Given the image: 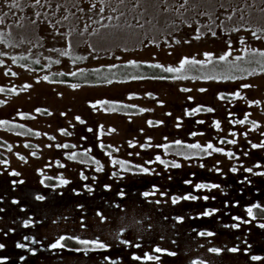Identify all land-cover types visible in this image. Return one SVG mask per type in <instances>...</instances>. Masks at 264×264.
I'll return each instance as SVG.
<instances>
[{"label":"rangeland","instance_id":"obj_1","mask_svg":"<svg viewBox=\"0 0 264 264\" xmlns=\"http://www.w3.org/2000/svg\"><path fill=\"white\" fill-rule=\"evenodd\" d=\"M173 2V0H170V3ZM176 3H179V0H175ZM234 2H237V0H234ZM3 3V0H0V5ZM57 4L62 5L61 0H52V6L56 7ZM151 4V5H149ZM64 6H67L65 2H63ZM143 5L145 7L143 10L136 9V12L128 13V15L121 17V23L127 20L128 23H131L133 25H136V21L133 19V16H136L139 12H144V18L142 22H144V28H139L138 25L132 29H126L124 32H121L119 34L116 33V30L108 28V29H102L101 30V36H89L87 32L83 34V36L80 35L81 31L83 30L85 26V22L91 24V28H97L99 25L93 24L91 20H89V17L91 16L92 19H97L96 15H89L75 12V15L70 16V19L68 22H65V27L60 28V31H66L68 27H72L75 29L73 32V35L69 37V39L72 41V49H71V56H83L87 57L84 60H80L78 62H73L72 58L70 56H59L54 51H49V49L52 48H60L64 49L66 47V41L65 39L60 35H53V30L50 28V26L47 23L40 24L36 27H29L26 32H22L19 29L13 30V36L16 39L22 38L23 35H28L32 40L33 43L31 45L25 43L24 45L16 48V49H3L4 51L8 52L9 56L11 55H25L28 56L29 59L27 61H18L17 63L13 64L10 59H5V65L6 67H0V87H3L5 89L4 92H0V120H7L10 122V124L13 125H23V128H9V126H3L0 125V139L3 140L8 146L5 148H0V154H2L6 160H3L0 158V160L5 161L4 164H0V176L4 178V181L10 182V187L14 185H19V181H23V184L26 186V189H29L31 191L36 192V195H51L53 190L46 189L45 186V180L51 177H66L67 180L71 183L75 184L76 178L73 172L77 170L79 166H72V168L66 170V171H60L57 170L55 166V159L59 160L62 159V154L56 153L54 151L55 146L51 147L50 143L47 142L43 136L49 135V137L55 136L54 140H56L58 143L64 141L63 134L60 132V130L65 131L66 133H70L73 135L72 139L70 141H73V143L78 144L79 146H82L81 141L79 138L80 134H86L87 136L93 138L96 134L100 135L102 134H108L107 131H115L114 135V141L111 142L108 141V138H104L101 142L95 141L93 143H90L96 151H99L103 148V150H107L108 152H119L121 150L122 154H126L129 148L133 147L134 144H137V149L141 148V146L144 144L146 139H148V142L151 140L154 144V142H163L165 141L166 145H172L167 151V155L173 154L178 158H183L182 155H177V152L183 151L187 153L189 150L187 149H178L175 147V141L180 140L183 142H190L191 143H200L202 146H206L207 143H213V141H216L217 138L212 139L209 134L212 136V134H217L218 137L224 136L228 137L229 139H236L237 142H243L242 140L245 139L247 142L251 141L252 143H259L262 140H264V137L260 135V133H264V127L263 129L259 128L256 131H250L251 125L249 124H237L233 132L236 133V136L233 137L230 130L227 131H221V130H209L208 136L204 138V136H197L195 140L189 139V132L184 133L182 135H179V129H177L176 125H173L172 123L167 127H161L157 128L154 125H152V122L154 120H163V116L161 115H143L140 117H137V115L132 114H126V116H118V115H105L102 113H99L96 115L91 113V115L94 119H102L101 122L97 123L96 126H98L100 129L96 128L94 132H88V129H84V127H80L81 125L77 124L79 120L76 118H85L88 117V112L85 110L81 111V106L85 107L86 102L87 104L90 101H96L100 98H114V99H125L127 102L131 101V99L128 96V91L133 90L136 91L138 89L132 87H122L118 86L116 82H122L125 83L124 80H118L120 75H141V69L139 67H131V62L135 61L137 64H140V62H158V63H165V64H171L179 66L181 60L185 57L187 58H195L193 56H187L182 53V49L179 45L175 44L170 45V39L175 38L178 39L181 36H183L185 33L192 32L193 29L196 26L203 25L205 23H208V20L206 17L203 16H196L193 13H188L184 17H179L176 15V13H163L162 7L156 8L153 6V2H150V0H146ZM1 7V6H0ZM27 7V6H25ZM54 7V9H55ZM29 8V7H28ZM66 7H61L58 11H64ZM145 8H147V11H144ZM34 10V9H33ZM40 11L47 10L49 13L50 8L47 9H37ZM70 10V9H69ZM68 10V11H69ZM8 11V10H4ZM56 12V19H60L63 17L66 13L60 14L61 12ZM28 12V11H27ZM220 12H224V10L217 11V16L219 17L218 21H224L226 27L231 28L235 24H239L240 21L234 17L232 21H225L224 16L227 14L222 15ZM34 11L28 12V15H22L19 13L20 16H22L25 20V24L28 23L27 18L31 17L33 15ZM226 13V12H225ZM52 13H49L50 18ZM105 15H112L111 13H105ZM237 16H239V13H237ZM256 11L255 9L252 10V19L250 21L252 26L258 27L259 25L256 24L255 20ZM79 17V18H78ZM155 17V19L153 18ZM198 17L199 19L195 18ZM151 20L152 23L149 24L146 21ZM187 21V23H185ZM196 21H199V24L196 23ZM108 23L107 21H105ZM245 22H249L248 14H245ZM111 23H117V21L113 20ZM191 25L190 27L188 25ZM154 25V26H153ZM175 25V27H173ZM91 31V29H89ZM223 32L222 34L225 35L226 33ZM248 31L241 30L240 32H236V36H249V40H255V41H261V39H256L252 36V34ZM84 39H89L90 43L96 48L95 53H90V49L88 45L83 44L82 41ZM240 41V38H239ZM168 42L169 44H166ZM257 48H260L261 50V44H256ZM237 47H240L239 45ZM242 48V47H241ZM250 48L252 46L250 45ZM255 48V49H257ZM209 49V50H207ZM205 48V51H199L198 48H193L187 46L186 51L188 53L195 52V53H203L202 58L205 59L204 54L205 53H211L216 54L217 51H222L225 53L228 50V46L218 45V48ZM253 49V48H252ZM240 54H242L240 51H238ZM183 54V55H182ZM39 59L40 64L33 63L34 60ZM59 59L60 63L56 64L53 63V61ZM197 59V58H196ZM178 62H175V61ZM180 60V61H179ZM23 64L24 66L21 67L20 65ZM112 65H129V68L124 67H118L113 69L112 71L116 74L114 77V82L111 84H107L104 80L100 79L99 77L101 75L103 76H110L111 73L108 72V68ZM175 66V67H176ZM10 67L13 72L16 73L15 76L12 75H5V72L7 71V68ZM41 67L40 69H38ZM131 67V68H130ZM212 68L211 65L208 66L206 69H202L200 72H197L194 69H189V76H197L201 75L203 72H208ZM100 69V73H96L94 70ZM83 70V73L86 75L82 76H72L70 75L71 72L74 71H80ZM220 67H217L216 71H220ZM93 71L95 72L94 75L88 76V72ZM143 73H148L149 71H156L154 69H151L149 67H144L142 69ZM57 73H65L68 76L73 77V80L77 81L80 78V81H86L87 83H91L93 85H97L100 83V86L97 87H84L87 85H79L77 88H72L71 85H60V84H53L52 82L43 80L44 76H55ZM156 75H160V71L155 72ZM131 76V77H132ZM152 76V75H149ZM129 77L127 80L131 79ZM72 79V78H71ZM173 80L171 74H169V78L167 80ZM68 80V79H67ZM126 80V79H125ZM200 80H205L201 78ZM39 81V82H37ZM207 81V80H205ZM96 83V84H95ZM250 83H253L255 85H264V81L261 79L256 78L255 80L250 81ZM105 84V86L103 85ZM25 85H31V87L26 88ZM11 89H15V91H11ZM129 89V90H128ZM147 90V89H144ZM170 92L169 90H167ZM177 92V90H176ZM253 92H249L250 96L245 98L244 102L240 103L242 106L247 107V112H241V114L238 115L239 119H245L247 116L248 119L254 120L259 122L264 126V102L262 96H261V107L258 106L255 109H251L249 107V102L252 101ZM257 98V97H256ZM117 99V100H118ZM89 100V102H88ZM39 110V111H37ZM249 112V113H248ZM26 114V118L21 119L20 114ZM38 113H42L43 115H52V117H47L46 119L38 117ZM126 113V112H125ZM177 117V115H172L170 117V121L172 122L174 118ZM96 119V120H97ZM92 120V119H90ZM236 120V121H237ZM149 121H151V124H149ZM175 121V120H174ZM48 124L50 127H48ZM91 125L94 126L92 123ZM90 125V126H91ZM228 125L232 126L230 122H228ZM24 126H28L25 128H33L36 130L35 138L34 139V133L31 135L28 134V131L25 130ZM62 126V128H61ZM89 126V127H90ZM154 126V127H153ZM167 127V128H166ZM103 128V129H101ZM106 130V131H104ZM17 132L21 133H27L25 137H20V135H17ZM31 132V131H30ZM29 132V133H30ZM247 132L248 135L245 137L243 133ZM165 133V134H164ZM38 134V135H37ZM164 134L169 135L166 136V139L162 137L161 135ZM93 140V139H92ZM103 142H110L112 145V149L102 147ZM147 142V143H148ZM220 141L215 142V144H219ZM88 145V143H86ZM146 144V142H145ZM189 144V143H184ZM25 145H29V147H25ZM58 145V144H57ZM56 145V146H57ZM215 146V145H214ZM244 146H238L234 152L241 153L243 151ZM9 148H11V151H9ZM250 149V147H249ZM133 149H130L128 152L132 151ZM135 155H138V152L136 149H134ZM241 151V152H240ZM261 151V154H260ZM255 153V156L261 157V162H264V150H260ZM169 153V154H168ZM83 153H76L77 159L80 160V156ZM223 155L222 153H219ZM55 155V156H54ZM105 155V153H104ZM54 156V157H53ZM23 159H22V158ZM104 157V156H103ZM150 155L142 156L138 162V165L142 166L144 165V162L148 161ZM225 157V156H224ZM114 159H118V157H113ZM196 158L192 159H184L185 162L182 163V168L186 170V177L187 180H191L192 184H186L184 181L179 184V178H183L182 174H176L174 175L171 171L160 169L157 170L156 175L153 177L157 178L158 176L160 178L156 179L154 181V178L147 177L145 180H141L138 177H126L122 183L126 186H132L134 185L135 188H133L132 193H129V195H126V200L123 202L121 200L117 201V205L120 204L118 210H114L117 217V221L115 224L112 223V225L104 227L105 225L102 222V217L99 216L97 218L90 217V220L95 223L94 229H89L85 231H78L76 229L74 231V235L76 237H90L93 238L95 236L98 237H106L113 244L112 247L116 246H125V247H131L135 244H141L142 248L144 249H154V254L159 255L164 262L162 261V264H166L168 261L166 260L165 254L163 252L168 249L171 250L170 252H175L176 256L177 254L181 255H205V256H211L209 254V251L207 250V246L209 245L210 241L205 240L203 238L202 243L194 244L197 241H200L199 231L197 228L195 230H192V227H189L186 225L181 226L182 224H177V219L175 218V215L170 216L168 220L162 217V215L165 214V212L161 211V217L158 218V221L154 220L153 212L145 211L144 208L150 207V208H157L160 209L162 206H185V211L180 218H184L183 220L188 223L192 221H199L203 223H208L207 225L211 227V229L218 228L219 232H223V230H227L228 233L232 234L230 235V238L233 241H229L231 244H237L241 246L243 249H248V247L253 246L255 244L253 243H246L243 241V237H240L239 234L241 232H237L233 230V228L225 227V225L229 224L231 221L227 222L225 225L222 223H225L226 221L230 220L232 217H227L228 214H242L247 217L246 211L244 210H237L236 207H233L231 205V209L233 211L231 212H225V208H229V204L226 207V201L228 196L231 194L230 192H233L232 196H236L238 199V195H240V189L245 188L247 189L246 185L248 182L253 183V187H257L261 189V201L256 203H261L264 205V177L261 176H255L251 175L249 173H246L244 171L245 168L249 167L248 164L250 163V159H247L245 163L241 164L242 169H240L239 173H234V175H230L229 182L226 179H221V176L223 171H210L203 169L202 173L198 176H196V172L198 168L196 167L198 164H196L195 160ZM223 158L220 157V159H216L215 164L223 165L224 162H219ZM93 159L90 156H87L86 162H90ZM176 160V159H175ZM179 161V159H177ZM176 160V161H177ZM60 161V160H59ZM219 162V163H218ZM59 164V163H58ZM109 165L107 168L110 172L109 175L112 174L113 169L111 168L113 165L112 163H107ZM254 171L257 170L255 167V164H251ZM152 168V167H151ZM152 168L151 170H153ZM200 169V168H199ZM70 170H72L70 172ZM187 171H192L193 173H189ZM16 172L19 175H11L10 173ZM61 173V174H60ZM168 173V175H165ZM164 174V178L163 175ZM218 175V176H217ZM17 177V178H16ZM171 177V178H169ZM175 177V178H174ZM191 177V178H190ZM197 177V178H196ZM245 177H248V179L245 181V183H240L241 180H245ZM194 180H193V179ZM114 178L111 177L107 178V183L111 182ZM162 179H165L164 181V187L156 188L157 191L152 188H146L145 186H142L144 184H147V181H152L153 184H158L160 186V183ZM44 181L42 184L41 181ZM169 180V181H168ZM15 182V183H14ZM170 184V189H164L165 184ZM200 182H204L207 184H218L221 187L217 189H213L211 191L205 189L201 190L199 192L194 191V185L199 184ZM260 182V183H259ZM121 183V184H122ZM21 184V183H20ZM152 184V183H151ZM179 184V185H178ZM178 185V186H177ZM245 185V186H243ZM115 186L114 183L111 184V187ZM48 187V186H47ZM156 187V186H155ZM24 189V188H23ZM19 191V190H18ZM22 191V190H20ZM168 191V192H167ZM248 192L250 191L247 190ZM252 192H254V189H251ZM69 192V191H68ZM144 192H151L154 193L153 195L149 196L148 198L143 197ZM167 192V193H166ZM188 193H192L193 195L198 194V197L202 196H208L209 199L207 201L203 199L194 201H185L180 200L179 203L173 204L172 198L173 197H182L183 195H186ZM35 195V196H36ZM197 196V195H196ZM111 198L112 195H110ZM211 197H215L213 200ZM132 199V200H131ZM254 200L258 199V197H254ZM114 199H111V202ZM128 200V201H127ZM236 200V199H235ZM127 203H126V202ZM155 201H159V203H156ZM245 201V198H244ZM246 202V201H245ZM124 203V204H122ZM237 204V203H236ZM62 206L63 209H59L56 212L57 217H62L65 221L71 222V220L67 219L68 215V208L67 204L63 203ZM218 207L222 208L217 214L211 216V217H205L202 216V213L205 211V207ZM142 208V210H141ZM124 209V213L121 214L122 210ZM139 210L141 212H139ZM126 212V213H125ZM160 211H155V215L159 216ZM233 212V213H232ZM112 214L113 211H110ZM150 213V214H149ZM150 215L149 220H144L147 215ZM171 215V214H170ZM235 215V214H234ZM245 217V218H246ZM14 217L12 218L13 221L11 224H16ZM248 218V217H247ZM170 220V221H169ZM8 220H4L3 223H0V230L3 231V234L5 236L0 237V244L5 245V249L7 247L9 249H13L17 255L20 254L22 257H33L36 259H39L40 257H50L52 255H56V250H52L48 248V241L46 242L44 248L42 249H35L33 245H31V240L28 242L27 239H25L24 234L21 233L22 229L24 233L27 234L26 231L28 229H24V224L22 221L18 223V229L20 230V235L14 236L11 238H8L9 229L4 228L7 224ZM108 221V220H107ZM103 224V225H102ZM177 226V228L175 227ZM221 225V226H220ZM16 226V225H15ZM16 228V227H14ZM245 228V227H244ZM198 230V231H197ZM256 230V229H255ZM14 231V229H13ZM63 232V229L60 230ZM73 231V228L71 229ZM226 231V232H227ZM261 231H264L261 230ZM194 232V233H193ZM123 233L121 236L120 234ZM196 233V234H195ZM243 234H246L247 236L252 234L253 232L249 230H243ZM36 235V234H35ZM253 235V234H252ZM263 234H261L262 236ZM22 237V238H21ZM263 237V236H262ZM259 237L258 240H261V248H264V237ZM36 239L35 237H33ZM137 239V240H136ZM134 240V241H133ZM230 240V239H228ZM26 241V242H25ZM124 241H127L128 243H125ZM139 241V242H136ZM234 242V243H233ZM17 244H24L28 248H18ZM49 244H52V242H49ZM50 247V245H49ZM159 247L162 249L161 253L155 252V249ZM34 248V251H33ZM39 248V247H38ZM125 249V248H124ZM130 249V248H127ZM143 249V250H144ZM174 249V250H172ZM20 250V251H19ZM19 251V253H17ZM35 252V254H33ZM151 251H147L146 253H149ZM153 254V253H152ZM0 255H2V251H0ZM24 255V256H23ZM59 255H63L62 253ZM140 256H145L141 255ZM230 254H226L224 256H221V260L229 262H236V264L241 263V260L244 261V256L238 257V256H229ZM64 256V255H63ZM97 256V255H95ZM107 255H101L99 258L101 260L108 263L109 261H114L113 258L106 257ZM139 256V257H140ZM213 255V258L217 257ZM219 256V255H218ZM67 257V256H65ZM98 257V256H97ZM96 257V258H97ZM2 258V257H0ZM68 258V257H67ZM144 257H141L140 260H142ZM226 258V259H224ZM187 259V257H186ZM85 260V261H84ZM218 260V259H217ZM82 261L86 264H89L91 260H86V258H83ZM171 260L170 262H172ZM246 261V259H245ZM244 261V262H245ZM248 261V260H247ZM148 263V262H146ZM249 263V262H248ZM144 264V263H142ZM186 264H196V262H192V260L188 259V262ZM264 264V260H263Z\"/></svg>","mask_w":264,"mask_h":264},{"label":"flooded vegetation","instance_id":"obj_2","mask_svg":"<svg viewBox=\"0 0 264 264\" xmlns=\"http://www.w3.org/2000/svg\"><path fill=\"white\" fill-rule=\"evenodd\" d=\"M222 15L227 14L225 12H220ZM197 19H199L198 17H195ZM217 23H220V21H218ZM199 28V26H196L193 31H195V33L189 32L185 33L183 36H181L180 38L176 39L175 38H171L170 39V45H174L175 44L179 45L180 48L182 49V53L185 52L184 55L187 56H193L195 57V59L197 58L198 60H202L200 58H202V54L203 53H195V52H191L188 53L186 51L187 46L189 47H193V48H198L199 51H205V48H218V45H223L224 46H228V42H231L232 45V49H233V55H241L238 51L239 49H241V47H243V45H241L239 43V38H243L246 41V44L248 47H250V45L252 46L253 49L259 47L256 44L259 43V45L261 44V50L264 51V39H261V41H255V40H249V36H236V34L234 33H230V34H225L223 35L220 29H216V36H211L210 34H206V30L201 28L200 31L198 32L197 29ZM248 33V32H247ZM197 35H201L200 39H196L195 37ZM178 41V43H177ZM166 44H169L168 42H166ZM240 47H237V46ZM210 49V50H211ZM260 49V48H257ZM209 50V49H207ZM224 53L222 51H217L216 54H214L213 52V59L215 60L217 57L223 55ZM183 55V54H182ZM231 59V58H230ZM180 61V60H179ZM175 62H178L177 60ZM150 63H158V62H140L139 69H141V75L145 76V77H152L155 76V72L156 71H160L159 69H154L156 71H149L148 73H143L142 69L144 67H148L147 65ZM161 65L164 66H172L175 67L176 65H171V64H165L163 62L159 63ZM178 67V66H176ZM129 68V67H127ZM131 68V67H130ZM138 68V67H137ZM190 69V68H189ZM188 69V73L189 70ZM152 75V76H149ZM165 75H169V74H165ZM130 76L127 75H120L118 80H124L125 83L122 82H116V84L118 86H122V87H134L138 90L136 91H131L129 90L128 96L131 99V101L127 102L125 99H114V98H100L96 101H90L88 100V104L86 102L85 107L81 106V111L85 110L86 112H88V117L85 118H80L81 120H83L85 123L81 124L80 122H78L77 124L81 125L80 127H84V129L86 130L91 128L92 131L94 132L96 130V128L100 129L98 126H96L97 123L101 122L102 119H94L91 115H89L91 113V111L93 112V114L96 113H102V114H107V115H118V116H126V114H132V115H137V117L143 116V115H161L163 116V120L159 121V120H154L152 122V125H154L157 128H161V127H165V126H169L171 123L173 125L177 126V129H179V135H182L184 133L189 132V139L190 140H195V138L197 136H204V138H206L208 136V131L214 130H221V131H227L230 130L231 132H233L232 130L235 129L236 127V123H234V121H236L237 119H239L238 115L241 114V112H247V107L242 106L240 103L244 102L245 98L250 97V96H246L249 95V92H253V96L252 98V103H249V107L251 109H255L258 106L261 107V96L264 100V85H255L253 83H250V81L253 82V80H255L256 78L261 79L262 81H264V72H258L256 75L251 76V77H247L245 79L242 80H235V81H221V80H200V79H171V80H159V79H143V80H132L129 79L127 80ZM126 79V80H125ZM53 84H60V85H65L62 83H58L55 82ZM242 84H250L252 85L251 88L249 89H244L241 87ZM69 85V84H66ZM105 86V84H103ZM100 86V84L97 85H87L84 87H97ZM147 89V90H144ZM183 89H189V91H183ZM200 89H206V91L201 92ZM167 90H169L170 92H168ZM177 90V92H176ZM239 91L241 93V96L244 97V99H234L233 98V94ZM223 95L225 98L223 100L219 99V96ZM257 97V98H256ZM103 101H108L109 104H102L101 102ZM255 101H260V103L257 105L255 104ZM96 104V107L93 108L92 105ZM262 104H264V102H262ZM113 105L119 106V105H128L129 107L127 108H119L117 111H112L111 108ZM200 108L201 110L199 112H195L194 110ZM208 108H212L213 111L212 112H208L207 109ZM141 109L145 110V111H141ZM126 112V113H125ZM188 113H192V115H188ZM249 113V112H248ZM172 115H177V117L174 118V120L171 122L170 121V117H172ZM38 117L40 118H47V117H52V115L50 114H46L43 115L42 113H38ZM92 119V120H90ZM251 120V119H249ZM198 121H204L203 124L198 123ZM254 121V120H252ZM219 123L220 127L216 128L215 125L216 123ZM228 122H230V125H228ZM257 122V121H256ZM94 124L91 125V124ZM259 125H261V129H263V125L260 124L259 122H257ZM91 125V126H90ZM250 125V124H249ZM90 126V127H89ZM153 126V127H154ZM28 127V126H24ZM48 127L49 124H48ZM166 127V128H167ZM62 128V126H61ZM103 129V128H101ZM25 130H31L32 133H34L33 140H36L35 138V134H36V130L33 128H25ZM106 131V130H104ZM60 132L63 134V138L64 141L62 142H57L56 140H54L55 136H50L49 135H44L43 138L50 143V146L53 147L55 146L54 151L56 153H60L62 154V159L56 160L55 159V168L57 170L60 171H66L70 168H72V166H79L77 168V170L75 172H73V174L75 175L76 181L75 184L74 183H69L66 186L63 187H46V189L53 190L52 194L49 196H46V198H49V200L52 201V203H63L64 201H68V200H76L79 199L81 201H78L79 204H82V213H83V221L84 223L88 220H90L89 215H91V213L89 211L94 210V214H105L104 217L107 218V220L109 221V226L111 223L115 224L117 221V217L116 214L117 212L113 211V207L114 209H118L120 206V204L117 205V201L118 200H123L124 198H121L118 193H120L121 191L126 193V195L128 196L129 193H132L133 188H135L134 185L132 186H126L122 183V181L126 178V177H138L141 180H145L147 177H153L157 176L156 172L157 170L159 171L160 169H163L164 166L158 164V163H152L151 165L147 164L146 162H144V165H142V167H149L150 169L154 168V174L151 175H145V174H134L137 169L134 167L132 168V170L130 172H124L121 171L119 169V166L116 167H111L113 169V172H118L119 174L117 176H113L114 178L111 182L107 183V178L109 179L111 177L110 172L108 170V166L107 163H111V161L113 160V157H118L119 160H123V161H127L129 162L130 165L133 166H140L138 165V161L140 159L138 158H142V156H147L150 155L148 161H153L155 160L156 156H160L161 158L168 160V161H173V160H177L179 159V161L175 160L176 162L180 163L182 165L183 162H185L184 159L182 158H178L173 154H169L167 155V153L165 152L166 150L163 147H157L158 145H166L165 141L163 142H154L151 143L152 141L150 140L148 142V139H146V144L144 142V144L141 146V148L137 149V144H134L133 147L129 148L128 151L130 149H133L130 152H126V154H122L121 150H119V152H112L111 155H109L110 152H108L107 150H103L100 149L99 151H96L94 149V147L90 144L93 143L95 141H102L104 138H108L107 140L111 142L114 141V135L116 134L115 131H107L108 134H102L99 133L100 135H95L93 138L87 136L85 133L84 134H80L79 138L81 141V145L79 146L76 143H73V141H70L73 137L72 134L68 133L67 135H65V131L60 130ZM89 132V131H88ZM31 133V134H32ZM192 133H197V135L193 136ZM29 134V133H28ZM29 134V135H31ZM165 134V133H164ZM162 134L161 136L164 137L166 139V136L169 135H164ZM26 135H20V137H25ZM209 136L212 139L217 138L216 141H213L215 147H219L222 148L224 150V152H222L223 155L219 154V153H212L211 156H203V158H196L193 161H196V164H198L196 167L198 168V170L194 173H196V176L200 175L203 171V169L206 170H210V171H216V170H220L222 172L221 179H226L229 182L230 179V175H234V173H232L230 171V169L232 167H237L239 169L238 172H240V169H242V165L243 163H245V161L247 159H250V163L248 164L249 167H252V163L253 164H262L264 165V162H261V157L259 159V157L255 156V153L257 151L260 150H253V149H249L250 145H249V141L247 142L245 139H243V142L238 141L235 145H231V144H215V142L220 141L222 139H226V140H231L228 137H224V136H220L218 137L217 134H212V136L209 134ZM113 137V138H112ZM93 139V140H92ZM93 141V142H92ZM148 142V143H147ZM88 143V145L86 144ZM185 143H189L192 144L191 141L190 142H185ZM255 143V142H253ZM58 144V145H57ZM68 144V145H74L75 147H70V148H63L62 146ZM57 145V146H56ZM113 144H110V142H103L102 143V147L104 146L105 148L108 149H112ZM238 146H244L243 151L241 153H236L234 152L236 150V148ZM134 149L137 150L138 155H135V151ZM231 151L233 153H235L236 157H238V159H230L228 158L224 153ZM88 153V156H90L93 160L90 162H81V160L78 159H74V160H69L68 156L72 155V154H76V153ZM245 152H248L249 154L247 156L244 155ZM105 153V155H104ZM261 154V151H260ZM55 156V155H54ZM53 156V157H54ZM104 156V157H103ZM225 156V157H224ZM220 157H222L223 159L220 160L219 162H224L223 165H219V164H215L216 159H220ZM93 161H99L100 165L103 166V171L102 172H96L95 171V167L96 165L93 163ZM192 161V159H191ZM218 162V163H219ZM59 163V164H58ZM203 164L204 167H200V165ZM246 164V163H245ZM61 165H63V167H61ZM108 167V168H107ZM152 167V168H151ZM200 168V169H199ZM165 169V168H164ZM168 171H171L174 175L176 174H182L183 178H179V179H175V180H179V184L181 185V183H183V181L185 182L187 180L188 177H186V170L184 168H182V166L180 168H168L165 169ZM72 170H70L71 172ZM156 171V172H155ZM256 171H264V168H257ZM83 172L84 175H87L89 177V179L87 181H83L80 178V173ZM112 172V173H113ZM187 172H191L192 171H187ZM61 174V173H60ZM165 175H168V173H166ZM164 178V174L162 175ZM218 176V175H217ZM92 177H96L95 180L92 179ZM17 178V177H16ZM53 179H59L60 178H64V179H68L66 177H62V176H58L56 178L51 177ZM160 178L159 176L156 178H154V181L156 179ZM175 178V177H174ZM191 178V177H190ZM197 178V177H196ZM193 179V178H192ZM194 180V179H193ZM164 181H166L165 179H162L160 186H158V184H153L152 181H147V184H144L142 186H145L147 189L151 188V186H153L152 188H154L155 191H157V187L161 188L164 187L162 185H164ZM169 181V180H168ZM114 183L115 186L111 187V184ZM122 183V184H121ZM152 183V184H151ZM200 183H204V182H200ZM249 183V182H248ZM90 185L94 191L89 193L84 185ZM178 184V185H179ZM207 184V183H206ZM20 185V183H19ZM18 185V186H19ZM23 185V183H22ZM108 185L110 186V190H106L105 186ZM177 185V186H178ZM188 185V184H187ZM156 186V187H155ZM170 184H165V190L166 189H170ZM245 186V185H243ZM247 186V185H246ZM248 187V186H247ZM136 189V188H135ZM0 206L4 205L3 201H9V195L10 193H12L13 195L15 194V192H17V186H12L10 187V182H6L4 181V178L2 176H0ZM26 189H23V191H25ZM63 190V192H62ZM20 191V190H19ZM69 191V192H68ZM242 191V190H241ZM244 191V190H243ZM168 192V191H167ZM166 192V193H167ZM64 195V198H60L61 195ZM79 193V194H78ZM231 193V192H230ZM37 194V193H36ZM61 194V195H60ZM110 195H112L113 198L110 197ZM195 195L198 196V194L195 193ZM233 195V192L230 194ZM241 196L238 195V200L242 199L244 200L245 195L242 196V194H240ZM12 198H10L11 200L14 198L16 200V198H21L19 195L16 197L11 196ZM248 197V196H247ZM111 199H114V202H111ZM132 200V199H131ZM242 200L240 202H236L238 203V206H236L237 210H244L249 207V206H253L254 204H257L256 202H260L261 201V196L260 198L253 200L251 204H246L244 202H242ZM260 200V201H257ZM128 201V200H127ZM195 202V201H194ZM127 203V202H126ZM197 203V202H195ZM234 203V204H236ZM229 204V208H225V212H231L233 211L231 209V205ZM233 204V205H234ZM261 204V203H259ZM263 205V204H261ZM208 207V206H207ZM210 209H219L222 210V208H212V207H208ZM228 210V211H227ZM110 211H113V213L111 214ZM157 211V210H156ZM160 211V210H158ZM162 211V210H161ZM217 214V213H216ZM227 217H230V214L226 215ZM235 216H240L244 219H248L246 216L242 215V214H236ZM153 219L155 220V218L157 217L156 215H152ZM163 218H165V220L167 219V217L162 216ZM246 217V218H245ZM88 218V219H87ZM106 221V222H108ZM262 220H256L253 222H256L258 224H261L263 222H261ZM99 238V240L102 241H111L106 237H98L95 236L92 239H97ZM114 257V256H112Z\"/></svg>","mask_w":264,"mask_h":264},{"label":"snow or ice","instance_id":"obj_3","mask_svg":"<svg viewBox=\"0 0 264 264\" xmlns=\"http://www.w3.org/2000/svg\"><path fill=\"white\" fill-rule=\"evenodd\" d=\"M133 2V0H89V12H94L97 19H92V17H89V20L92 21L93 24L99 25V27L92 29L91 24L85 22V26L83 30L81 31L80 35L83 36L85 32L89 34V36H101V30L102 29H114L116 30V33L119 34L121 32H124L126 29H132L136 27V25L139 26V28H144V22H142L144 18V12H139L136 16H133V19L136 21V25H133L131 23H128L127 20L124 22L121 21V17H124L128 15V13L136 12L137 8H140L141 5L144 3V0H134V6L130 9H127L125 11V8L127 7L128 3ZM66 3H68V0H66ZM3 4L7 7L8 11H3V9H0V67H6L5 65V59L8 58L11 60L13 64L17 63L18 61H27L29 59L28 56L25 55H11L9 56L8 52L4 51L3 49H16L25 43L31 45L33 43V40L28 35H23L22 38L16 39L13 36V30L19 29L22 32H26L29 27H36L40 24L47 23L50 28L53 30V35H60L62 36L66 41V47L64 49L60 48H52L49 49V51L56 52L59 56H70L73 60V62H78L80 60H84L87 57L83 56H71V49H72V41L69 39L73 35V32L75 31L74 28L68 27L66 31L61 32L60 28L65 27V22H68L70 19V16L75 15L73 12H69L67 15H64L60 19H53L50 18L49 13L47 10L40 11L37 9H47L51 7L52 0H3ZM25 6L34 9L33 15L31 17H28V23L25 24V20L22 16L19 15L20 12H22L25 8ZM72 8L76 10V12L83 13L85 10L81 7H79V0H77L76 3H73ZM153 6L156 8H161L163 10V13H176L179 17H184L188 13H193L196 16H203L206 17L208 20V23H205L203 25H200L197 31L199 32L201 28L206 30V34H210L211 36H216V29H220L224 31L226 34L230 33H236L240 32L241 30L248 31L252 34V36L256 39H264V0H237V2H234V0H179V3H176L175 0L170 3V0H154ZM61 7H64V5L57 4L55 9L52 10V17H55L56 11H58ZM106 9H110L111 12L115 15H105ZM224 10V12L227 13L226 16H224L225 21H232L234 17H236L240 23L233 25L231 28L226 27L224 21H221L220 23H217V20H219V17L217 16V11ZM255 9L256 11V24L259 25L258 27L252 26L250 21L253 18L252 17V10ZM145 11H147V8H145ZM237 13H239V16H237ZM248 14L249 22H245V14ZM79 18V17H78ZM155 19V17H153ZM113 20L117 21V23H111ZM107 21L108 23H106ZM147 23L151 24V20H147ZM187 23V21H185ZM197 24H199V21H196ZM154 26V25H153ZM191 26L190 24L188 25ZM175 27V25H173ZM91 29V31H89ZM196 39H200L201 35H197L195 37ZM83 44L88 45L90 49V53H95L96 48L90 43L89 39H84L82 41ZM178 43V41H177ZM239 43L243 45L239 51L242 53L241 55H233V49L231 42H228V50L221 56L217 57L215 60L213 59V54L211 53H205V59L198 60L195 58H183L179 64L178 67H172V66H164L159 63H150L147 66L151 69H159L161 74L155 75L152 77H145L142 75H133L131 77L132 80H143V79H159V80H167L169 78V75L165 74H171L172 78L174 79H205V80H221V81H235V80H242L247 77H251L256 75L258 72H264V51L260 49H252L247 46L246 41L241 38ZM231 58V59H230ZM35 64H40V60L36 59L33 61ZM53 63L59 64L60 60L57 59L53 61ZM211 65L212 68L208 72H203L201 75H197L195 77L188 75V69H194L197 72H200L202 69L208 68V66ZM21 67L24 65L21 64ZM131 67H139L135 61L131 62ZM118 67H124L127 68L129 65H112L108 68V72L111 73L110 76H103L101 75L99 78L104 80L107 84H111L114 82L115 73L112 71L115 68ZM217 67H220V71H216ZM96 73H100V69L94 70ZM12 75L15 76L16 73L12 71L10 67L7 68V71L5 72V75ZM57 75L64 76L67 75L65 73H57ZM70 75L72 76H83V70L80 71H74L71 72ZM43 80L54 82L50 80L48 76H44ZM39 82V81H37ZM26 88L31 87V85H25ZM72 88H77L79 85L72 84ZM242 88L249 89L252 87L250 84H242ZM5 89L3 87H0V92H4ZM11 91H15V89H11ZM183 91H189V89H183ZM201 92L206 91V89H200ZM225 97L223 95L219 96V99L223 100ZM234 99H244V97L241 96V93L239 91H236L233 94ZM102 104H109L108 101L101 102ZM250 104L252 102H249ZM260 101H255V104H259ZM93 108L96 107V104L92 105ZM119 108H127L128 105H113L111 110L117 111ZM201 109L197 108L194 111L199 112ZM39 111V110H37ZM141 111H145L141 109ZM208 112H212V108L207 109ZM188 115H192V113H188ZM21 119L26 118V114L21 113L20 114ZM79 120L81 124L85 123L83 120H81L79 117L76 118ZM198 123L203 124L204 121H198ZM234 123L237 124H250L251 129L250 131H256L261 127L256 121L249 120L247 116L245 119L234 121ZM149 124H151V121H149ZM0 125L3 126H9V128H23V125H13L10 124L7 120H0ZM216 128H219L220 125L217 122L215 125ZM31 130H29L30 132ZM89 132L92 131L91 128L88 129ZM27 133H21L17 132V135H23ZM67 135L68 133H64ZM38 135V134H37ZM193 136L197 135V133H192ZM245 137H247L248 133H243ZM262 137H264V133H260ZM232 136L235 137L236 133L233 132ZM221 144H231L235 145L237 143L236 139L226 140L222 139L220 140ZM250 149L253 150H264V140H262L259 143H252L249 141ZM25 147H29V145H25ZM63 148H70L75 147L74 145H68L65 144L62 146ZM157 147H163L166 151L172 147V145H158ZM175 147L178 149H187L189 150L187 153L180 151L177 152V155H182L184 159H194V158H203V156H211L212 153H222L224 150L219 147H215L212 143H207L206 146H202L200 143H192V144H184L180 140L175 141ZM9 151H11V148H9ZM228 158L230 159H238L236 157L235 153L228 151L224 153ZM249 153L245 152L244 155L247 156ZM111 155V153H109ZM88 156V153L85 152L80 156L81 162H86V158ZM22 158V157H21ZM23 159V158H22ZM69 160L77 159V156L75 154L68 156ZM5 161L0 160V164H4ZM93 163L96 165L95 171L96 172H102L103 166L100 165L99 161H93ZM113 167L119 166V169L124 172H130L132 168H136L137 171L134 174H145V175H151L154 174V170H151L149 167H142V166H133L130 165L129 162L114 159L111 161ZM147 164L151 165L152 163H158L162 166H164L165 169L168 168H180L182 165L175 160L168 161L160 156H156L155 160L153 161H147ZM63 167V165H61ZM200 167H204L203 164L200 165ZM256 168H264V165L257 163L255 165ZM217 171H220L219 169ZM232 173H236L239 171L237 167H232L230 169ZM246 173H249L251 175L255 176H261L264 177V171H254L253 167H247L244 169ZM11 175H19L16 172L10 173ZM118 172H113V176H117ZM80 178L83 181H87L89 177L87 175H84L83 172L80 173ZM171 178V177H169ZM50 179V178H49ZM93 180L96 179V177H92ZM248 179V177H245V180H241L240 183H245V181ZM15 183V182H14ZM19 183H23V181H19ZM41 183L43 184L44 181L42 180ZM70 181L60 178L59 185L58 186H66L69 184ZM186 184H192L191 180L185 181ZM47 187V185H45ZM85 189L91 193L94 191V189L90 186L85 184ZM221 186L218 184H206V183H199L194 185V191H201V190H213L220 188ZM106 190H110V186H105ZM79 194V193H78ZM154 193L151 192H144L142 195L144 198H148L149 196L153 195ZM118 195L121 198H126V193L120 192ZM213 200L215 197H211ZM38 201H43L46 199L44 195H37L35 197ZM185 201H196L198 199H203L207 201L209 199L208 196H202L198 197L196 195H193L192 193H188L186 195H183L182 197H173L172 203L176 204L179 203L180 200ZM14 203H19L18 201H13ZM156 203H159V201H155ZM225 206L227 207L228 204L226 202ZM238 206L237 204H234L233 207ZM264 211V206L257 203L253 206H249L245 209L248 219H244L240 216H234L232 219L236 221V223L231 225H225V227H230L233 229H239L242 224H251L253 221L257 220V211ZM219 209H207L202 213V216L205 217H211L218 213ZM102 217V222H106L107 218L103 216V214H100ZM182 223V218L180 220ZM83 224V222H82ZM31 225V221H25L24 227L28 228ZM261 229H264V223H261L258 225ZM200 237H212L215 235L212 231H201L198 233ZM121 236L123 233L120 234ZM25 239H28V237H25ZM66 239H74L76 243L81 245L82 247L78 249H72L73 251H82V252H88V251H97V250H107L108 246L99 240V238L95 240H89V239H81L79 237H65L61 236L59 239L55 240L51 245L50 248L52 250H58V249H66V245L64 241ZM32 243H37L35 239L31 241ZM125 243H128L127 241H124ZM5 247V245L0 244V250H2ZM18 248H25L26 245L24 244H17ZM250 247V246H249ZM210 252L214 254H221L224 250L218 249V248H211L209 249ZM227 251L231 253H237L239 251L238 247H232L230 249H227ZM155 252L161 253L162 249L157 247L155 249ZM35 254V252H33ZM175 255V253H166ZM135 259L140 260L141 257L137 256ZM147 261H156L159 259L158 256L153 255H147L145 257ZM251 260L254 262L262 261L264 260V256L260 255H253L251 256ZM0 264H7L6 258H0Z\"/></svg>","mask_w":264,"mask_h":264},{"label":"trees","instance_id":"obj_4","mask_svg":"<svg viewBox=\"0 0 264 264\" xmlns=\"http://www.w3.org/2000/svg\"><path fill=\"white\" fill-rule=\"evenodd\" d=\"M61 1H62V5H63V2L66 3V0H61ZM145 1L146 0H144V2ZM76 2H77V0H68V3H66L67 6H64V7H66V8H64L65 10L64 11H58V12H61L60 14L66 13L65 15H67L69 12L76 11L71 6L73 3H76ZM150 2H154V0H150ZM54 5H56V3ZM149 5H151V4H149ZM0 6H1L0 9H3V11L8 10L7 7L3 3ZM133 6H134V0H133V2L127 4L125 11H127V9L132 8ZM54 7L51 4L49 13H52V10L54 9ZM79 7L83 8L85 10L83 12L85 15L86 14H88V16L89 15H95L94 12L88 11L89 0H79ZM144 7H145V5L142 4L141 7L137 8V9L143 10ZM27 11L32 12V11H36V10L25 7L24 10L22 12H20V14L28 15ZM73 13H75V12H73ZM105 13H111L112 15H115L111 12L110 9H106ZM56 14H58V13H55V17H56ZM51 16H52V14H51ZM55 17H52V18L56 19ZM40 68L41 67H39L38 69H40ZM85 73H84V75H86ZM87 74H88V76H90V75H94L95 72L89 71ZM49 78H50V80L54 81L52 83L58 82V83H62V84L93 85L89 82L87 83L86 81H80L82 76L77 81L73 80V77L68 76V75H64V76L55 75V76H50ZM27 131L29 133V130H27ZM31 133L32 132H30L29 134H31ZM7 146L8 145L3 140L0 139V148H5ZM0 158L3 160H6V158L2 154H0ZM59 181H60L59 179H53V178L49 179L48 178L45 180V185H47L48 187H63V186H58ZM252 184L253 183L249 182V183H247V186H248V187H246L247 189L242 188L239 190L240 193L242 194V196L245 195L243 197L245 198L246 202L242 199L238 200L236 196H232V195L228 196L226 202L230 203V205H233L234 203L240 202L242 200V202H244L246 204H251L252 201L254 200L253 198L255 196L260 198L261 189H259L257 187H253ZM14 186H17V185H14ZM23 188L26 189V186L24 184L22 185V183H21L19 186H17V192H15L14 195L12 193H10L9 201H6V202L3 201L4 205L0 206V223H3L4 220H8L7 224H4V225H6L4 228L9 229L10 234H8L9 235L8 238L20 235L21 229H18V223H20L22 221V223L24 224L25 221H29V220L31 221V225L27 228L28 231L25 230V232H27V234L24 233L23 229H22L21 233L24 234V237H28V239H27L28 242H30L32 239H34L33 237L36 238L35 240L37 241V243H32V242L30 243L31 245L34 246L35 249L44 248L47 241H48V248L51 249L49 247V245H51V244H49V242L53 243L55 240L59 239L61 236L76 237V235H74V231L76 229H78V231H80V232L85 231V230H89V229L90 230L94 229L95 223H93L91 220H88L85 223L83 221V213L81 211L83 209L82 204H79V202H78L81 200L76 199V200H68V201L63 202V203L67 204V208H68L67 219L71 220V222H69V221H65L62 217L56 216V212L59 209L64 208L62 206L63 203H59V204L58 203H52V201L49 200V198H46L43 201H38L35 199V197L37 196L36 192L31 191L29 189H26L25 191H23ZM249 189H250V191L248 192L247 190H249ZM251 189H254L255 191L252 192ZM18 190H22V191H18ZM0 192H1V190H0ZM62 192H63V190H62ZM233 192H237V191L235 190ZM18 195L21 197L20 199L19 198H16V200L14 198L12 200L10 199V198H12L11 196L17 197ZM46 196L50 197V195H46ZM239 196H241V195H239ZM60 198H64L63 193H62ZM124 200H126V199H123L122 202ZM13 201H18L19 203H14ZM122 204H124V203H122ZM262 206H264V205H262ZM118 209H114V207H113V211L118 210ZM144 209H145V211L153 212V215H155L154 213L156 210L157 211L160 210V212L158 214L159 216H157L155 218L156 221H158V218L161 217L160 215L162 213L161 212V210H162L163 212H165V214L162 216L167 217V220H168L169 218H171L170 216L175 215L176 216L175 218L177 219L176 223L179 225L182 224L181 226L187 224V226L193 228L192 230H195L197 228L198 230H200L199 232H201V231H212L213 233H215L214 236H212V237H199L200 241H197L194 244L199 245V243H202L203 238H204L205 240L210 241L209 245L207 246L208 251H209V249H211L213 247L224 250L221 254H214V253L209 251V254L211 256H205V255L203 256V255H195V254L181 255V253L177 254V256H176V254L175 255L166 254V253H175V252H170L171 250L166 249L163 252V254L167 255L165 261H168V262L166 264H186L188 262V259L192 260V262H194V263L196 262V264H236L235 261L229 262V263H227V261H229V260H226V261L223 260L222 261L221 256H224L226 254H230L229 256H231V255L238 256V257L244 256L246 261L244 259V261H245L244 262L242 259L241 260L242 264H263V260L258 261V262H254L251 260V256H253V255L264 256V248H261L262 247L261 240H258L259 237H262V236L264 237V231H261L263 229L258 227L259 224L256 222H252L251 224H242L239 229H233L237 232H239V231L241 232V234H239V235H240V237H243V241H245L246 243L255 244L251 247H248V249H243L241 246H239L237 244H231L230 245V242L233 241L230 238V235H232V234L228 233L227 230H223V232L220 233L217 227L213 230V229H211V227H209L207 225L208 223L206 224V223L199 222V221L195 222L192 220H191V222L186 223L183 220L184 218H182L183 222L181 223L180 222V220H181L180 216H182L181 214L184 213V211L186 209L185 206L183 207V206L169 205V206H162V207H160V209H157L155 207H153V208L147 207ZM207 209H210V208H208V207L204 208V210H207ZM141 210H142V208H141ZM89 212L90 213L92 212L91 215H89L91 217L97 218V217L101 216L99 213L94 214V212H95L94 210H91ZM139 212H141V211L139 210ZM122 213H124V209L122 210L121 214ZM149 214L145 217L144 220H149L152 217V216L150 217ZM234 214H230V217H234L235 216ZM256 214L258 217L257 220H262L261 222L264 223V211L258 210L256 212ZM16 216H17V218L15 219L16 224H11V222L13 221L12 218H14ZM104 216H105V214H104ZM229 221H231V222L227 225H231V224L236 223V221H234L232 218H230V220H228L222 224L225 225ZM82 222H83V224H82ZM101 223H103L105 225L104 227L109 226V221L108 222H101ZM110 225H112V223ZM14 227H16V228H14ZM175 227L177 228L176 225H175ZM72 228H73V231H71ZM13 229H14V231H13ZM24 229H26V228L24 227ZM61 229H63V232L60 231ZM243 230L244 231L249 230V231L253 232L252 233L253 235L250 234L247 236L246 234L242 233ZM261 234H263V235L261 236ZM2 236H5V234H3V231L0 230V237H2ZM81 239L95 240V239H92L90 237H83ZM228 239H230V240H228ZM44 241H46V242L44 243ZM100 241H102V240H100ZM102 242H104L108 246L107 250H97V251H88V252L73 251L72 249H78L82 246L79 245L78 243H76L74 239H66L64 241L65 245L67 246L66 249H58V250H56V255H52L48 258L47 257L46 258L40 257L39 259L35 260V258H33V257H25L24 255H23L24 257H22V256H20V254L17 255L13 249H9L8 247H7V249H5L6 247H4L2 250H0V251H2V255H0V257L6 258L7 264H86L82 261L83 258H86V260L90 259L91 261L88 262L89 264H142V263H144V264H162V261L164 262V260L162 259L163 257L161 258L159 255L154 254V249H152V248H150V249L142 248L141 249V247H142L141 244H135L134 246H131V247H125V246L112 247L111 244H113V243L111 241H102ZM136 242H139V241H136ZM232 247H238L239 251L237 253H231V252L227 251V249H230ZM25 248H28V247L26 246ZM34 248H33V251H34ZM127 248H130V249H127ZM172 250H174V249H172ZM19 251H17V253H19ZM147 251H151V252L146 253ZM61 253L64 256L59 255ZM139 254L145 255V256H140ZM95 255H97L98 257ZM101 255H107L106 257L113 258V260L114 259L115 260L112 262L109 261L108 263H106L104 260L102 261L101 258H99V256H101ZM147 255L158 256L159 259L156 261H147L145 259V257ZM213 255H215L217 257L214 256L215 258H213ZM65 256H67L68 258ZM112 256H114V257H112ZM137 256L144 257V258L142 260H137V259H135V257H137ZM186 257H187V259H186ZM224 259H226V258H224ZM171 260H173V261L170 262ZM146 262H148V263H146ZM238 264H241V263H238Z\"/></svg>","mask_w":264,"mask_h":264},{"label":"crops","instance_id":"obj_5","mask_svg":"<svg viewBox=\"0 0 264 264\" xmlns=\"http://www.w3.org/2000/svg\"><path fill=\"white\" fill-rule=\"evenodd\" d=\"M183 142V141H182ZM183 143H185V142H183Z\"/></svg>","mask_w":264,"mask_h":264}]
</instances>
